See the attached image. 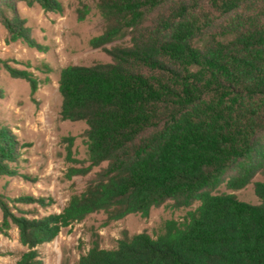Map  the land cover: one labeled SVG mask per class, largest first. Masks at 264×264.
Instances as JSON below:
<instances>
[{"label":"trees","instance_id":"obj_1","mask_svg":"<svg viewBox=\"0 0 264 264\" xmlns=\"http://www.w3.org/2000/svg\"><path fill=\"white\" fill-rule=\"evenodd\" d=\"M20 1L63 9L61 0ZM92 1L103 31L89 44L111 61L61 71L60 117L87 125L89 169L106 165L59 214L17 216L0 193V233L15 225L29 249L18 264L37 263L36 248L63 224L95 212L108 223L146 218L168 201L175 209L199 205L182 221H165L156 237L94 246L78 264H264V0ZM11 12L0 14L9 38L42 49L26 19ZM6 68L37 90L30 72ZM21 148L1 125L0 179H28L19 171ZM223 184L234 191L253 184L259 203L218 192ZM14 202L48 205L42 197Z\"/></svg>","mask_w":264,"mask_h":264},{"label":"rangeland","instance_id":"obj_2","mask_svg":"<svg viewBox=\"0 0 264 264\" xmlns=\"http://www.w3.org/2000/svg\"><path fill=\"white\" fill-rule=\"evenodd\" d=\"M61 3L62 11L45 12L38 4L0 0V14L11 16L14 8L26 19L33 38L42 46L37 49L21 40L12 41L0 17V126L10 128L17 136L22 145L19 171L28 176V179L22 175L1 178L0 193L15 215L31 219L61 213L70 197L84 191L106 165L89 169L84 135L87 125L83 121L61 119L59 91L61 71L67 66L111 61L107 52L89 44L102 33L103 19L92 0H61ZM7 65L30 72L37 80V90L32 92L28 80L13 77ZM75 169L89 171L73 175ZM262 180L260 175L254 178ZM218 192L235 194L250 204L259 203L253 184L236 191L223 184ZM22 196L42 197L48 205L14 202ZM170 204L168 201L152 208L146 218L130 214L108 223L104 212H95L82 221L63 224L54 240L36 248L39 256L34 264H78L81 256L94 246L114 249L120 240L144 232L156 237L165 221H182L199 205L196 202L189 208L175 209ZM28 251L20 242L15 225H11L8 235L0 233V264H18Z\"/></svg>","mask_w":264,"mask_h":264}]
</instances>
